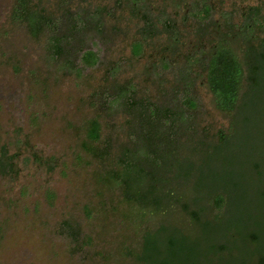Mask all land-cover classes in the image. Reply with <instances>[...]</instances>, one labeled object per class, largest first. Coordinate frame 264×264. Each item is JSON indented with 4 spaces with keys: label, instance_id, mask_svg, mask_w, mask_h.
Wrapping results in <instances>:
<instances>
[{
    "label": "trees",
    "instance_id": "obj_1",
    "mask_svg": "<svg viewBox=\"0 0 264 264\" xmlns=\"http://www.w3.org/2000/svg\"><path fill=\"white\" fill-rule=\"evenodd\" d=\"M152 2L122 0L130 21L143 22L128 66L153 48L155 61L142 71L151 88L121 80L123 60L107 61L105 84L94 96L112 119L122 114L123 122L115 123L122 135L103 140L96 114L83 142L103 165L101 184L119 192L133 210V225L141 227L126 254L133 264H264V220L255 212L264 202L262 158L242 137L264 86V5L215 18L211 0H170L172 12L165 2L158 8ZM40 5L16 0L13 20L33 38L48 37L61 70L80 77L84 68L104 64L83 44L92 31L106 29L103 11L66 13L63 25ZM203 87L215 110L229 118L226 128L204 121ZM16 158L0 146V175L17 174ZM65 226L82 249L87 242L79 241L80 232ZM195 228L200 235L194 241L187 234Z\"/></svg>",
    "mask_w": 264,
    "mask_h": 264
},
{
    "label": "rangeland",
    "instance_id": "obj_2",
    "mask_svg": "<svg viewBox=\"0 0 264 264\" xmlns=\"http://www.w3.org/2000/svg\"><path fill=\"white\" fill-rule=\"evenodd\" d=\"M164 2L172 12L170 0H154L152 5L158 8ZM211 2L215 18L222 11L264 5V0H225L222 7L219 0ZM15 4L16 0H0V146L5 145L9 155L17 154L18 169L16 175H0V264H133L126 253L141 227L133 225V210L119 192L101 184L103 165L83 142L96 114L102 116L103 140L122 135L115 128L123 122L122 114L112 119L104 110L106 104L101 106L94 96L105 84L107 61L123 60L121 80L133 79L142 90L150 87L142 71L155 61L153 48L128 66L143 22L130 21L122 0H40L60 24L68 18L66 13L103 11L106 29L92 31L83 44L104 64L84 68L78 77L60 69L62 62L51 57L46 35L33 38L25 25L13 20ZM74 65L80 66V60ZM199 91L204 121L226 128L229 118L215 110L204 87ZM259 98L242 137L250 152L260 151L264 171V86ZM259 203L255 212L264 220V202ZM156 219L152 221L158 224ZM183 222L191 228V221ZM65 223L80 232L79 241L87 242L82 249L76 250ZM198 234L195 228L187 236L195 241Z\"/></svg>",
    "mask_w": 264,
    "mask_h": 264
}]
</instances>
